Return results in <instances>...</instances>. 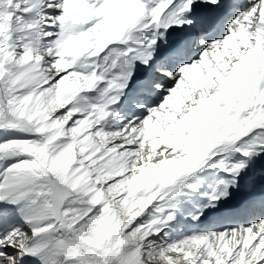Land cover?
<instances>
[{
    "label": "snow or ice",
    "instance_id": "1",
    "mask_svg": "<svg viewBox=\"0 0 264 264\" xmlns=\"http://www.w3.org/2000/svg\"><path fill=\"white\" fill-rule=\"evenodd\" d=\"M0 264H264V0H0Z\"/></svg>",
    "mask_w": 264,
    "mask_h": 264
},
{
    "label": "bare ground",
    "instance_id": "2",
    "mask_svg": "<svg viewBox=\"0 0 264 264\" xmlns=\"http://www.w3.org/2000/svg\"><path fill=\"white\" fill-rule=\"evenodd\" d=\"M241 2H244V0H241ZM161 147H163V146H161Z\"/></svg>",
    "mask_w": 264,
    "mask_h": 264
}]
</instances>
